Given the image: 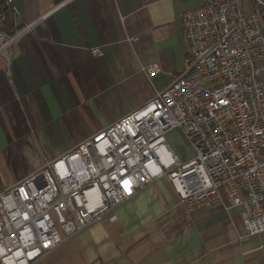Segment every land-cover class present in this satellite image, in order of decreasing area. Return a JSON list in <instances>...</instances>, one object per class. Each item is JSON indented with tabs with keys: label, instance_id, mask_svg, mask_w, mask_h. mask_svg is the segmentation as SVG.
<instances>
[{
	"label": "crops",
	"instance_id": "obj_1",
	"mask_svg": "<svg viewBox=\"0 0 264 264\" xmlns=\"http://www.w3.org/2000/svg\"><path fill=\"white\" fill-rule=\"evenodd\" d=\"M202 4L11 0L15 32L35 24L0 54V192L168 87L188 51L180 15ZM253 5L241 0L242 12ZM153 64L161 71L148 78L141 69ZM175 134L182 135L170 130L166 141L179 161L193 159L191 147L179 154ZM32 264H264V233L247 236L241 207L226 199L186 209L161 177Z\"/></svg>",
	"mask_w": 264,
	"mask_h": 264
},
{
	"label": "built area",
	"instance_id": "obj_2",
	"mask_svg": "<svg viewBox=\"0 0 264 264\" xmlns=\"http://www.w3.org/2000/svg\"><path fill=\"white\" fill-rule=\"evenodd\" d=\"M202 1L180 15L188 51L168 87L0 192V264H32L161 177L186 209L226 199L241 207L247 236L264 233V0L248 13L241 0ZM3 6L16 14L11 0ZM34 24L0 31V54ZM141 71L150 78L161 70ZM173 129L193 159L180 162L168 145Z\"/></svg>",
	"mask_w": 264,
	"mask_h": 264
},
{
	"label": "trees",
	"instance_id": "obj_3",
	"mask_svg": "<svg viewBox=\"0 0 264 264\" xmlns=\"http://www.w3.org/2000/svg\"><path fill=\"white\" fill-rule=\"evenodd\" d=\"M14 16L10 8L0 7V31L6 35H12L16 28H14Z\"/></svg>",
	"mask_w": 264,
	"mask_h": 264
},
{
	"label": "rangeland",
	"instance_id": "obj_4",
	"mask_svg": "<svg viewBox=\"0 0 264 264\" xmlns=\"http://www.w3.org/2000/svg\"><path fill=\"white\" fill-rule=\"evenodd\" d=\"M172 144L177 148L181 155H188L190 152V145L181 134H175L172 138Z\"/></svg>",
	"mask_w": 264,
	"mask_h": 264
}]
</instances>
